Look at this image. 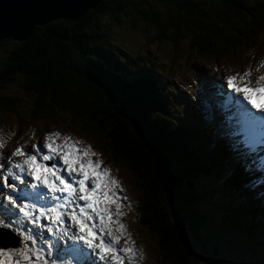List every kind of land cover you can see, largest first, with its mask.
<instances>
[{"label": "trees", "instance_id": "obj_1", "mask_svg": "<svg viewBox=\"0 0 264 264\" xmlns=\"http://www.w3.org/2000/svg\"><path fill=\"white\" fill-rule=\"evenodd\" d=\"M122 17L169 43L190 67L202 61L235 73L264 58V0H101L76 19L34 26L23 40H0V90L18 77L16 87L30 98L18 113L13 99L0 96V114L44 128L76 126L131 177L138 225L153 236L164 264H193L185 233L195 238L204 210L193 180L208 167L231 166L226 181L239 187L243 173L217 131L177 120L158 78L106 47L105 22ZM242 207L231 202L226 210ZM259 214L264 218L263 206ZM257 227L264 232V220Z\"/></svg>", "mask_w": 264, "mask_h": 264}, {"label": "rangeland", "instance_id": "obj_2", "mask_svg": "<svg viewBox=\"0 0 264 264\" xmlns=\"http://www.w3.org/2000/svg\"><path fill=\"white\" fill-rule=\"evenodd\" d=\"M245 1L254 5L262 3V0ZM105 26L107 30L106 47L111 52L113 51L114 56L118 55L117 57L126 60L132 66L147 71L158 78L162 85V94L167 98V104L172 108L173 116L177 120L185 119L188 123L189 121H209L213 111L218 110V122L221 126H226V123H224L225 114L231 115L233 113L232 108H235L234 105L236 104L233 103L239 102V99L242 101V99L241 96L239 98L228 88L226 80L229 77L228 75L231 74H227L225 68L202 61H193V66L190 67L186 57L180 56L178 53L174 56L169 43L152 40V31H147L141 24H136L134 27L130 26L127 17L119 18L117 21L109 19L105 22ZM182 46V43H179L180 49H182ZM254 73L260 72L254 69ZM14 80L13 83L5 85L0 90V96L13 99L19 113L21 108L28 106L30 98L22 95L16 87L20 79L15 77ZM203 85H206V88ZM208 94L212 98H216L217 101L209 102L207 99ZM220 94L223 96L219 97ZM242 108H246L248 111L251 110V108L249 110L246 106L240 105L234 113V117ZM249 114L258 116L259 113L252 112ZM241 121L243 122V119ZM14 122L9 115L0 114V128L5 130V133L0 135L5 137L6 144L10 142L8 133L14 132L16 139L24 143L32 153L33 145L43 148L46 136L52 132H59L62 135L82 141V147L91 146L94 151L99 153L105 166L112 170L113 176L120 181L124 189L119 195L127 197L126 200L122 201L125 214L121 219L127 226L137 249L142 250V259L138 260V264H164L159 258L153 236L148 231L140 229L138 225L136 190L133 181L119 163L111 162L107 158L106 152L91 138L84 139L79 134L76 126L60 125L42 128L43 125L40 122L33 121L22 124L24 125L23 131L17 132L15 131L16 127L20 129L21 126ZM232 129L240 134L246 142L250 139L255 142L254 135L256 134L254 133L257 132L251 135L250 130H246L247 136L244 131ZM233 135L235 136L234 140L239 137L237 134ZM192 138L199 143L197 136H192ZM243 144V142L238 141L230 142L232 147L230 151L235 155L232 158H236V155L240 152L242 161L239 164V169L243 173H246V171L241 166L245 162L251 163L252 172L245 174V176L247 180L253 176L255 182L257 176L264 172H258L259 156L263 152L260 149L263 146L260 144L257 146L251 145L244 149L242 148ZM4 153L5 151H0V155H4ZM228 169L233 168L224 165L216 168L208 167L207 173L200 172L192 182L195 190L201 195L197 207L204 209L201 218L198 220V223L202 225L196 230L195 238H191L188 232L185 233L188 243L193 248V258L195 259L193 264H264V232L260 229L257 230L258 224L264 218H261L262 214H259L257 205L253 209L254 211L250 213L247 204L242 203V200L245 199L256 198L259 200L258 193L259 198L264 200V188L261 189V187H264V182L262 181L258 186L253 185L255 183L251 182L252 186L255 187V193L251 194L247 189L248 184L237 188L226 183ZM231 202L233 205L234 203L241 204L243 206L242 211L235 210V208L227 211V206ZM9 205H11L9 201L0 203V207L4 209L10 208ZM248 218L255 220V225L249 224ZM259 243L262 244L263 248ZM119 246L123 247V242ZM88 255L90 259L86 264H97L99 262L92 250Z\"/></svg>", "mask_w": 264, "mask_h": 264}, {"label": "snow or ice", "instance_id": "obj_3", "mask_svg": "<svg viewBox=\"0 0 264 264\" xmlns=\"http://www.w3.org/2000/svg\"><path fill=\"white\" fill-rule=\"evenodd\" d=\"M255 71L264 72V61ZM253 72L249 68L232 75L227 78V85L252 110L264 116V74L253 78ZM6 143L5 137L0 135V149ZM82 143L70 136L52 132L46 136L42 146L46 153L37 145H33V154L27 153L23 146L17 147L11 155L23 157V160L11 164L8 175L4 177L5 184L8 176L24 184L23 175L26 174L34 181L30 184L32 189L47 190L46 193H36L37 199L56 201L50 207L32 206L33 211L28 210L29 205L19 207V212L34 227L62 237L70 235L68 227H75L77 232L71 238L83 242L105 264H138V260L142 259V250L137 249L121 219L125 214L122 201L127 197H122L119 193L124 189L113 176L112 170L105 166L100 154L91 146L80 147ZM57 158L58 163L49 166L48 162ZM12 169H18L20 175L13 173ZM62 172L66 175H62ZM9 202L16 205V201L11 198ZM66 216L71 221L70 226L65 225ZM42 218L49 223H41ZM21 235L25 241L31 240L35 246L36 240L31 233ZM121 242L123 247L118 248L117 245ZM52 246L49 242V250ZM41 261L49 264L41 255V250L29 248L27 244L16 250L0 249V264H40Z\"/></svg>", "mask_w": 264, "mask_h": 264}, {"label": "water", "instance_id": "obj_4", "mask_svg": "<svg viewBox=\"0 0 264 264\" xmlns=\"http://www.w3.org/2000/svg\"><path fill=\"white\" fill-rule=\"evenodd\" d=\"M99 1L0 0V40L5 37L23 40L34 26L56 18L76 19Z\"/></svg>", "mask_w": 264, "mask_h": 264}, {"label": "bare ground", "instance_id": "obj_5", "mask_svg": "<svg viewBox=\"0 0 264 264\" xmlns=\"http://www.w3.org/2000/svg\"><path fill=\"white\" fill-rule=\"evenodd\" d=\"M247 113L249 114L252 112L248 111L246 108H242L240 111H238V113L234 117V120L231 126L232 128L238 131H244L246 133H247L246 130L248 131L250 130V134L252 135L254 130L257 128V126L262 123V119L260 117V114H258V116H254L251 114L248 115ZM241 119H243V122L241 121ZM247 136H248V133H247ZM261 160H262V163L264 164V155ZM263 178H264V172L257 176V179H263ZM2 235H4L3 238L6 240L5 244L11 245L10 243L11 238L7 235V233H3ZM1 242L3 243L4 241H1Z\"/></svg>", "mask_w": 264, "mask_h": 264}]
</instances>
